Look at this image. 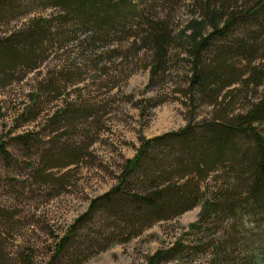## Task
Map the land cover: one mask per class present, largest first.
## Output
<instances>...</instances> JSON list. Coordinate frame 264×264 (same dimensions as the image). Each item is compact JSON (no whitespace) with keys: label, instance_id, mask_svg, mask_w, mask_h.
<instances>
[{"label":"rangeland","instance_id":"1","mask_svg":"<svg viewBox=\"0 0 264 264\" xmlns=\"http://www.w3.org/2000/svg\"><path fill=\"white\" fill-rule=\"evenodd\" d=\"M125 4L127 18L116 30L84 31L75 26L78 17L64 22L63 9L46 0L0 1V46L12 45L19 58L0 65V142L8 153L0 151V264H153L176 245L185 248L168 264H264L262 214L228 218L216 208L202 218L207 202L227 190L228 170L208 177L194 209L131 240V230L118 229L125 226L101 208L84 217L94 199L118 185L145 140L212 122L223 111L247 114L264 97V84L240 83L227 103L211 106L188 90L185 40L212 31L204 16L207 6L218 7L208 0ZM149 21L171 34L162 58L144 47ZM255 25L242 30L263 35ZM237 66L248 68L247 61ZM263 66L264 51L252 67L260 73ZM255 127L264 135V122ZM68 233L66 250L54 258Z\"/></svg>","mask_w":264,"mask_h":264},{"label":"trees","instance_id":"2","mask_svg":"<svg viewBox=\"0 0 264 264\" xmlns=\"http://www.w3.org/2000/svg\"><path fill=\"white\" fill-rule=\"evenodd\" d=\"M46 2L63 9L64 22L70 16L78 17L75 26L84 31H114L120 21L127 18L122 13L125 8L128 10L126 0ZM208 2L218 7L211 11L207 6L209 14L204 16L205 24L210 23L212 31L200 39L185 40V44H189L192 64L188 90L194 98L200 95L210 99L209 105L220 106L227 103L228 94L235 85L241 83L247 88H259L264 84V66L260 73L257 67H252L258 53L264 51V0ZM149 23L144 47L157 49L162 58L167 54L171 34L166 25ZM255 24L263 28V35L242 30L247 26L256 27ZM48 25L46 22V27ZM0 48V65L17 63L19 58L12 45L4 43ZM237 61L240 64L247 61L248 68L240 69ZM262 122L264 97L247 114L235 116L223 111L212 122L197 126L189 124L179 131L145 140L137 156L127 161L118 185L94 199L84 217L101 208L125 226L118 229L131 230L128 239L131 240L159 222L174 220L194 209L204 197L202 184L209 176L223 170H228L232 176L226 181L227 190L217 201L207 202L202 218L210 216L216 208L228 218L235 217L238 211L249 215L258 212L264 216V135L255 127ZM246 138L251 142H243ZM0 151L8 154L2 142ZM192 228L197 230L198 223ZM69 239L70 233L59 241L54 258L66 250ZM181 248L185 246L176 245L167 251H159L153 264H168Z\"/></svg>","mask_w":264,"mask_h":264}]
</instances>
